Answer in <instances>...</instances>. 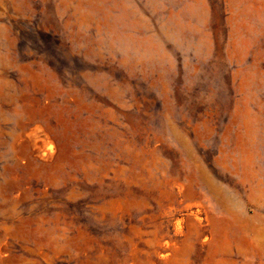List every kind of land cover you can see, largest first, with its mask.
<instances>
[{
	"label": "rangeland",
	"instance_id": "374dc122",
	"mask_svg": "<svg viewBox=\"0 0 264 264\" xmlns=\"http://www.w3.org/2000/svg\"><path fill=\"white\" fill-rule=\"evenodd\" d=\"M0 264H264V0H0Z\"/></svg>",
	"mask_w": 264,
	"mask_h": 264
}]
</instances>
